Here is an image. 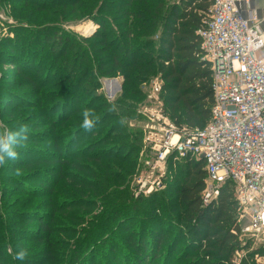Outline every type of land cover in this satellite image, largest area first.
<instances>
[{
	"label": "trees",
	"instance_id": "16d2710c",
	"mask_svg": "<svg viewBox=\"0 0 264 264\" xmlns=\"http://www.w3.org/2000/svg\"><path fill=\"white\" fill-rule=\"evenodd\" d=\"M92 1L23 0L25 6H32L38 12H45L46 15L56 16L63 21L72 20V18L78 20L81 17L88 19L90 16L96 18L94 15L86 17L91 12V6L98 5L100 13L95 20L100 28L90 38H84L75 32L56 26H44L41 30L33 32L28 45L49 47L45 48L44 52L48 53V58L52 63L51 69L55 71L53 79L50 75L41 78L38 87L41 68L38 64H33L37 52H32V49L28 50V64L23 65L28 78L29 85L27 86L38 88L40 93L49 87L55 89L52 92L53 95L43 96L42 94L39 98L40 105L51 100L57 103L48 115H43L46 124L52 130L56 128L55 125L57 129L70 126L67 132L62 134L61 139L66 137L64 139L66 142L56 138L51 141L54 143L53 147L38 151L39 155H35L36 159L46 158V164L55 167L50 171L52 174L43 176L47 187L39 185L31 188L20 181L13 180L16 182L15 185H25V191L29 195L30 193L35 197L45 195L49 198L52 213L48 218L40 212L29 214V219L36 218L35 220L40 225L39 229L32 230L31 234L36 236L40 232H45V236L41 235L38 241L48 244L43 255L47 264L55 262L58 264L59 259L67 260V264H81L84 259L83 251L91 250L92 244L86 241L84 249L77 246L75 251L68 254L69 258L68 256L60 258L66 253L60 250L57 252L55 243L49 240L48 235L54 234L58 228V226L52 227L51 225L59 221L57 216L61 212L59 209L61 206L59 207L58 203L56 205L55 198L58 186L64 180L71 184V188L73 185L94 191L95 196L103 201L106 209L108 208L106 212L111 220L117 217H121L120 220L128 218L131 224L132 222L138 223L142 219L138 214L140 209L136 206L138 201L134 200L135 203L130 201V195H136L125 190L123 191L124 201L118 196L112 198L115 190L112 191L110 187L112 184L106 179L110 177L117 183H128L129 189L130 181L128 182V178L121 171L124 169L130 174L136 172L138 163L136 154L142 147V131H134L130 128L131 121L139 119V115L136 114L138 108L125 99L129 96L147 97L143 93V87L140 89L138 86L145 83L151 74H159L164 81L163 102L167 109L172 110L171 119L180 128L188 125L189 127H204L210 119L214 104L212 71L209 63L201 59L202 42L197 35L203 25V20L209 14L212 0H180L170 9L167 8V0H101L100 4L99 0L93 3ZM109 13L113 19L107 15ZM156 36L158 40H155ZM12 44L14 43L11 40L6 44L10 51ZM106 52L109 53L106 56L100 58L97 56ZM11 64L16 65V59H12ZM103 77L124 79L123 95L115 102H109L100 91L102 85L100 80ZM14 106L18 109L35 107L26 101H17ZM58 106H62L64 111L60 118L51 120L52 112H57ZM84 108L94 110L95 114L100 117L91 131H84L79 126L82 120L81 112ZM101 129L103 132L97 140H94ZM112 141H116L117 144L106 149L101 148ZM86 143L88 145L82 146ZM99 148L102 150L96 152ZM78 158L94 162L96 166L90 168L86 164L75 163L74 161ZM171 162H174L173 158ZM186 162L181 168L183 180L176 189V196L185 209L184 215L192 220L194 241L186 246L185 255L179 260L195 258L191 264H232L234 254L243 249L233 188L228 183L222 189L217 201L209 207H203L202 196L206 189L207 178L204 162L191 158ZM94 181H101L104 185H99ZM7 192H9L8 189L4 187L0 192V225L9 224L10 218H26V212L21 214V212L13 213L6 210V204L2 200L6 198L3 195ZM161 193L157 191L153 194L152 203L154 207H159L161 211L168 213L170 210L167 209L166 204L156 201L155 196L161 197ZM73 204L70 208H78V205L75 207ZM153 209H149L148 219L151 222H160L162 218L157 219L159 217H156V210ZM160 210L157 211L160 212ZM15 226L16 224L14 229ZM108 228L109 224L106 229ZM168 232L169 230H161L155 236L152 244L154 252L147 254L148 249L142 243L138 245V248L135 247L134 251L145 254L149 264H152ZM141 233H139L140 240ZM181 234V229H178V235L171 243L172 247L166 261L173 256L175 247L183 238ZM114 235L111 240L114 239ZM40 239H43V242H40ZM252 244L248 241V249ZM15 250L13 240L3 234L0 237V264H20L18 260L13 259L12 253ZM253 254L243 259L241 264H255ZM111 256V261H113L115 256L113 253ZM91 260L94 261L93 256H90Z\"/></svg>",
	"mask_w": 264,
	"mask_h": 264
},
{
	"label": "rangeland",
	"instance_id": "374dc122",
	"mask_svg": "<svg viewBox=\"0 0 264 264\" xmlns=\"http://www.w3.org/2000/svg\"><path fill=\"white\" fill-rule=\"evenodd\" d=\"M94 1L95 0H93L92 3ZM167 1V8L169 9L180 2V0ZM100 2L101 0H99V4ZM98 8V5L95 7L91 6V12H89L86 17L94 15L97 18L100 16ZM107 15L112 18L110 13ZM96 18H91L90 16L88 19L81 17L78 20L72 18V20L63 21L56 16L46 15L45 12H38L33 9L32 6H25L23 0H0V123H4L9 127L26 124L29 128V139L26 146L20 150V158L16 161H8L5 165L0 166V192L3 190V187L5 189L7 188L9 191L7 194L3 195L6 196V198L2 200V202L6 204V210L8 209L7 211L10 210V212L13 213L21 212V214L26 212L25 219L14 217L10 218L9 224L0 225V237L4 234L13 240L16 250L25 248L28 251V256L24 261H19L20 264H34L35 262L36 264H47L46 260L43 259V255L45 254L48 244H42L38 241L41 235L45 236V232H40L36 236L31 234V231L38 230L40 225L38 221L35 220L36 218H34V220L29 219V214L31 212H40L48 218L52 213L49 207V198L45 195L37 197L31 193L29 195V193L25 191V185L31 186V188L39 185H42V187L48 186L47 183L44 182L43 176L49 173L52 174L50 171L55 169V167L48 166L45 162L46 158L36 159L35 155H39L38 151L48 150L53 147L54 143L51 141L56 138L60 140L62 134L67 132L68 127H70L67 125L68 127L57 129L55 125L54 127L56 128L52 130L43 118V115H48L52 107L57 103H55V100H51L40 105V95H53L52 92H54L55 89L49 87L40 93V91L37 90L38 88L31 85L27 86L29 85L27 83L28 78L26 77L27 75L25 74V67H23V65L28 64V50L30 49H32V52H37L33 64H38L41 68L38 76V87L41 83V78L43 79L50 75L53 79V74L55 73V71L51 69L52 63L49 60L50 58H48V53L44 52V50L49 47H32L28 45V42L33 32L41 30L44 26L63 27L66 31H72L84 38H90L100 28L99 23L95 21ZM9 40L14 43L12 44L11 51L7 49L6 46ZM155 40H158L157 36ZM108 54L109 53L106 52L105 54H98L97 56L100 58ZM12 59H16V65L11 64ZM92 68H94V66H92ZM150 76L151 77H148L145 83L138 86L140 89L143 87V93L144 95L146 94L147 97L137 98L135 96H129L125 99V101L132 104L134 107L136 105V108H138V111L136 109V114L139 115V119L131 121L130 128L134 131H142V147L138 154H136L138 160L136 172L130 174L127 173L128 171H124V169L121 171L122 174L128 178V182H131H129V189L127 187L128 183L120 184L110 179V177L106 178L112 184L110 185L112 191L115 190V195L113 194L112 198L118 196L124 201L123 191L125 190H129L131 194L136 195H130V201L132 203L134 200L138 201H136V206L140 209L138 214L142 219L138 223L132 222L131 224L128 218L120 220L121 217H117L111 220L110 217L107 216L108 213L106 211H108V208L106 209L103 201L95 196L94 191L92 192L86 188L73 185V188H71V184H69L67 180H64L58 186L57 197L55 198L56 205L58 203V206H61L59 208L61 212L57 216L59 221L51 225L52 227L58 226V228L54 234L48 235L49 240L55 243L54 246L56 251L58 252L60 250V252L66 253L65 256L62 255L60 258H66L69 253L71 254L76 250L77 246H79L80 249H84V245L86 241H88L89 244H92L90 246L91 250L87 249V251H83L82 257H84V259L82 258L83 262H81V264H149L148 257L142 252H135L134 248H138V245L142 243V245L148 249L147 254L154 252V245L152 244L154 243L155 236L161 232V230H169L168 236L162 243L158 256L156 259H153L152 264H165L166 262H168V264H191V262L195 260V258L179 260L185 255L186 246L194 241V229L191 227L192 220L184 215L185 209L176 196V189L183 180L181 168L187 163L186 161H188V159L174 160V162L168 164L167 176L163 179V185L159 189L151 194L140 191V182L142 179H147L151 174L153 177L149 180L157 176L156 171H154V174L152 172L156 158V146L154 141L157 140L158 137H153L155 134L150 133L153 130L151 127L153 123L143 112L149 110L151 113L157 115L158 112L162 110L164 117L173 121L171 119L172 110L167 109L166 104L163 102V98L161 99V104L154 103L150 98L153 84L159 80V82L164 85L163 79L156 73ZM100 81H102L100 91L109 102H115L123 95L124 79L122 77H103ZM109 84L111 85L109 86ZM17 101L30 102L31 105L35 107H30V109L26 107H23L24 109H18L17 106H14ZM59 104H61V102H59ZM39 105L41 107H39ZM63 111L64 109L62 106H58V111L55 113L52 112L53 115H50L51 120L57 117L60 118ZM147 126L151 129L148 130ZM102 132L103 129L100 130L99 135L94 140H97ZM65 138L66 137H63L61 140ZM63 142H66V140ZM115 144H117L116 141H112L101 148L106 149ZM85 145H88V143L82 146ZM101 148L96 149V152L102 150ZM74 162L86 164V166L90 168L96 166L94 162H87L79 158ZM16 169H20L19 175L16 174ZM14 179L25 185H15L16 182H13ZM102 181L104 182L103 179ZM94 182L99 185L103 184L101 181ZM149 189L150 184L146 187V191ZM157 191L162 192V196H155L157 199L156 201L166 204L167 209L171 212L164 213L159 207H154L152 203L153 194ZM72 204L75 207L78 205V208H70ZM149 209L156 210L155 215L159 217L157 219L161 220L162 218V220L160 222H151V220L148 219ZM158 209L160 212L157 211ZM15 224L16 226L14 229ZM107 224H109L108 229H106ZM111 225L113 226L112 228L110 227ZM178 229H181L183 238L175 247L173 256H171L170 260L166 261L172 247L171 243L178 235ZM114 232L116 233L115 235ZM140 232H142L141 240L139 239ZM162 233L164 234V232ZM112 235H114L113 240H111ZM40 242H43V239H40ZM65 248L66 251H64ZM245 252L247 256L254 253L253 257L255 264H264V246L258 241L253 243L251 248L247 249ZM111 253L115 256L113 261H111ZM257 255H259L258 261L256 260ZM90 256H93L94 261H90ZM69 257L70 256H68V258ZM64 261L65 259H59L58 264H67V260ZM54 264H56V262Z\"/></svg>",
	"mask_w": 264,
	"mask_h": 264
},
{
	"label": "built area",
	"instance_id": "2783aa9c",
	"mask_svg": "<svg viewBox=\"0 0 264 264\" xmlns=\"http://www.w3.org/2000/svg\"><path fill=\"white\" fill-rule=\"evenodd\" d=\"M243 3L247 12L241 8ZM263 24L264 16L248 0H212L197 32L201 59L212 71L214 104L208 123L180 128L162 110L157 115L143 112L153 123L150 133L158 137L152 172L157 176L142 179L140 191L151 194L163 185L172 158L203 161L207 173L203 207L217 201L228 183L235 194L243 249L234 254L232 264L247 258L248 241L264 246V220L260 219L264 213ZM162 92L163 84L157 80L151 100L161 104Z\"/></svg>",
	"mask_w": 264,
	"mask_h": 264
},
{
	"label": "clouds",
	"instance_id": "9594fccd",
	"mask_svg": "<svg viewBox=\"0 0 264 264\" xmlns=\"http://www.w3.org/2000/svg\"><path fill=\"white\" fill-rule=\"evenodd\" d=\"M81 115L82 120L79 126L84 131H91L100 118L94 110L89 108H84ZM28 131L29 128L26 124L9 127L4 123H0V166L5 165L8 161H16L20 158V150L26 146L29 139ZM16 174H20V169H16ZM260 219L264 220V213H261ZM12 255L13 259L24 261L28 256V251L25 248H19Z\"/></svg>",
	"mask_w": 264,
	"mask_h": 264
},
{
	"label": "crops",
	"instance_id": "0c3cea01",
	"mask_svg": "<svg viewBox=\"0 0 264 264\" xmlns=\"http://www.w3.org/2000/svg\"><path fill=\"white\" fill-rule=\"evenodd\" d=\"M250 1L251 4V8L255 11H257V13L259 14V16H264V0H248ZM241 8L243 9V11L247 12V7L245 6V4L243 3ZM263 30H264V24H263Z\"/></svg>",
	"mask_w": 264,
	"mask_h": 264
}]
</instances>
